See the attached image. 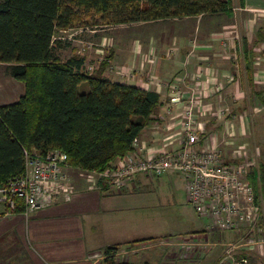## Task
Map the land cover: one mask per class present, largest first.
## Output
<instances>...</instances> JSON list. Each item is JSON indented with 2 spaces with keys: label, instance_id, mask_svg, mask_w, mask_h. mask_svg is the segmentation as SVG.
Wrapping results in <instances>:
<instances>
[{
  "label": "crops",
  "instance_id": "1",
  "mask_svg": "<svg viewBox=\"0 0 264 264\" xmlns=\"http://www.w3.org/2000/svg\"><path fill=\"white\" fill-rule=\"evenodd\" d=\"M261 16L264 17V0H232L230 12H207L174 18L175 21L163 18L103 24L113 27L102 29H73L69 38L75 48L68 57L82 58L84 71H101L113 81L136 84L160 94L161 103L153 112V120L140 133L150 146L176 147L177 128L170 123L171 119L183 111L191 96L199 97L203 104L196 110L207 132L217 137V144L231 159L237 157L236 149L249 148L255 161L251 172L255 169L254 179L260 187L259 176L264 168ZM156 22H167L161 35L155 28L141 34L142 26ZM106 29L111 31L104 34ZM61 38H57L60 50L65 42ZM224 40H228L226 47ZM181 74L188 75L182 84L184 101L171 104L170 82ZM24 93L25 84L21 83L14 98L0 105L17 101ZM221 110L223 116L219 115ZM68 172L76 189L72 198L57 197L29 219L21 210L9 212L0 203V264H106V247L126 245L132 251L140 248L135 246L139 241L146 247L153 246L154 239L164 234L160 232L161 222L154 205L142 204L137 199L141 192L137 190L152 178L139 176L133 191L111 193L92 186L80 173L84 184L78 185L71 168ZM210 222L205 221L193 230H202L204 237L209 233L218 236V242L224 237L236 238L233 233L229 237L219 230L206 231ZM154 248L148 251L151 258Z\"/></svg>",
  "mask_w": 264,
  "mask_h": 264
},
{
  "label": "trees",
  "instance_id": "2",
  "mask_svg": "<svg viewBox=\"0 0 264 264\" xmlns=\"http://www.w3.org/2000/svg\"><path fill=\"white\" fill-rule=\"evenodd\" d=\"M231 9L232 0H0V62L25 84L17 101L0 105V185L23 174L25 149H61L75 170L109 169L161 103L157 91L84 71L82 58L60 57L57 30L73 26L79 13L129 23ZM84 82L87 91L79 89ZM261 169L260 187L255 169L249 177L264 197ZM119 247L103 250L106 264H121Z\"/></svg>",
  "mask_w": 264,
  "mask_h": 264
},
{
  "label": "built area",
  "instance_id": "3",
  "mask_svg": "<svg viewBox=\"0 0 264 264\" xmlns=\"http://www.w3.org/2000/svg\"><path fill=\"white\" fill-rule=\"evenodd\" d=\"M227 41H223L225 47ZM187 78V74H181L171 80V104L184 101L182 84ZM202 104L199 97L191 96L183 111L172 117L170 123L177 128L176 147L150 146L138 134L132 140L131 150L109 169L80 170V174L92 186L111 193H126L136 188L141 175L152 178L153 174L162 176L169 171H180L186 180L188 202L200 217L211 221L206 231L234 232L237 236L233 241L238 238L240 241L239 233L244 231L254 241L246 247L248 253H245L234 252L237 242L229 239L226 253L229 264H260L252 259L251 251L261 250L263 241L256 239L264 234V197L257 194L249 179L255 161L249 159L243 148L236 149V158L227 157L217 144V137L207 132L204 121L198 117L196 107ZM223 114L224 110L219 111L220 116ZM24 153L25 170L22 175L0 185V203L9 212L21 210L29 219L35 211L50 206L57 197L70 200L76 189L68 172L71 167L65 151L53 148L41 153L25 149ZM197 237L198 233H193L182 238L175 245L176 251L185 257L192 256L201 245ZM208 237H203L202 245Z\"/></svg>",
  "mask_w": 264,
  "mask_h": 264
},
{
  "label": "rangeland",
  "instance_id": "4",
  "mask_svg": "<svg viewBox=\"0 0 264 264\" xmlns=\"http://www.w3.org/2000/svg\"><path fill=\"white\" fill-rule=\"evenodd\" d=\"M234 6L237 7V5ZM235 11H237V9H235ZM182 17L184 16H171L166 19L175 21L174 18ZM260 18V20H264L263 16H261ZM112 21H110L108 17L96 13L95 11L79 13L78 19L73 26H70L65 30H57L58 33H56V37L59 38V36L61 35V40L65 42L61 50L60 48H58L56 51L62 59L69 58L68 56L71 55L72 51L74 50L73 46L75 48L72 39L69 38L71 36V33L74 32L73 29L86 27H89V29H102L105 27H113V25L103 27V24H119ZM166 23L167 22H156L154 24L142 26V28H140L141 34L145 35L151 28H155L158 34L161 35L163 33V27H168V25H164ZM236 28L239 29L238 26ZM128 29L135 28L129 27ZM109 31L111 30L106 29V31H104L103 33H109ZM68 41L71 42L69 43ZM21 83L24 82L21 80H17L9 74L8 64L0 62V102L13 99L16 93L21 89ZM79 89L81 91H87V82L81 84L79 86ZM247 148L244 149L246 150V155L250 159L251 152L248 151L249 148ZM78 173H80V171H75L73 168H71V174L74 176L78 185H82L84 184V181L80 178V175ZM152 176V179L148 180L146 186H142L140 190H137L138 192L141 191L140 194L137 195V199L142 204H149L150 206L154 205V209H156V213H158V218L161 222L160 232L164 234L159 236L158 239H154L155 242L153 243V246L146 247V245L142 241H136L138 242V244L135 246L139 245L138 247L140 248L127 252L128 248H126V245H123L117 250V260L119 261V263L229 264V258L226 257L227 249L229 248V246H227L228 238L226 239V237H224L222 241H220L219 239V243L218 236L210 234L208 240H206L202 245V242L204 241V235L201 233L202 230H193L195 228H199V226H201L202 223H205V221L210 220L208 218L200 217L194 209L193 205L188 202L186 180L184 178V174L180 171H171L169 172V174L167 173L162 176H157L155 174H153ZM140 178L146 179L145 177H143V175H141ZM193 233H198V237L196 238V240H200L201 245H199L196 252L192 256H182L178 251H176L178 250V248L175 245L182 238H186ZM232 233L234 232H226V236L228 234V236L230 237L232 236ZM239 234L242 236L240 241H238L237 239L233 241V238L231 239V242H237V250L234 252L248 253L246 247H248L249 244L254 243V241L251 240L249 236H247V232L243 231ZM240 235L238 237H240ZM168 241H171L173 243L169 245ZM256 241H263V247H261V250L259 252L251 250L254 255L252 256V259L257 263L264 264V234H261V236L258 237ZM133 246L134 244L131 245L130 248H132ZM153 248L155 250V253L153 258H151L149 256L150 254H148V251L152 250Z\"/></svg>",
  "mask_w": 264,
  "mask_h": 264
}]
</instances>
